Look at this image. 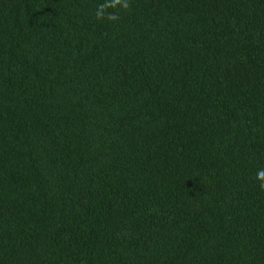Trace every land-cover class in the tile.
I'll return each mask as SVG.
<instances>
[{
	"label": "trees",
	"instance_id": "1",
	"mask_svg": "<svg viewBox=\"0 0 264 264\" xmlns=\"http://www.w3.org/2000/svg\"><path fill=\"white\" fill-rule=\"evenodd\" d=\"M260 170L264 0H0V264H264Z\"/></svg>",
	"mask_w": 264,
	"mask_h": 264
},
{
	"label": "clouds",
	"instance_id": "2",
	"mask_svg": "<svg viewBox=\"0 0 264 264\" xmlns=\"http://www.w3.org/2000/svg\"><path fill=\"white\" fill-rule=\"evenodd\" d=\"M122 7L127 8L128 7L127 3L124 2L122 4ZM97 15L99 16V13H97ZM257 179L261 181L260 187L261 188H264V170L258 171V173H257Z\"/></svg>",
	"mask_w": 264,
	"mask_h": 264
}]
</instances>
